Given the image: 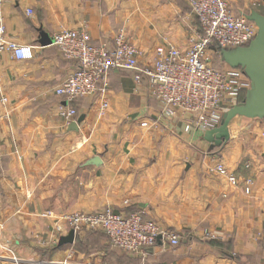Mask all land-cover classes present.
Segmentation results:
<instances>
[{
    "label": "crops",
    "instance_id": "crops-1",
    "mask_svg": "<svg viewBox=\"0 0 264 264\" xmlns=\"http://www.w3.org/2000/svg\"><path fill=\"white\" fill-rule=\"evenodd\" d=\"M231 5L264 14V0ZM4 17L7 37L33 57L0 59V264H264V118L235 117L217 144L168 116L129 70L107 73L105 115L97 95L74 102L76 120L85 115L77 130L58 111L55 88L78 62L51 42L57 33L85 31L113 48L122 30L151 65L160 46L190 48L199 21L189 0H7ZM106 208L144 212L180 243L133 253L82 229L58 246L70 230L60 216Z\"/></svg>",
    "mask_w": 264,
    "mask_h": 264
},
{
    "label": "built area",
    "instance_id": "built-area-1",
    "mask_svg": "<svg viewBox=\"0 0 264 264\" xmlns=\"http://www.w3.org/2000/svg\"><path fill=\"white\" fill-rule=\"evenodd\" d=\"M0 0V59L8 52L16 59L33 57L32 47L18 43L6 35L4 4ZM232 0H189L199 21V30L190 38V48L182 51L172 44L160 46L151 65H140V51L121 30L113 48L92 43L85 31L61 30L53 37L63 55L78 62V68L55 88L61 98L58 111L67 122L75 121L78 111L74 102L79 98L100 97V115L110 107L109 83L106 79L111 70L133 72L135 82L148 80L152 96L159 100L165 113L174 118L179 114L185 119V129L207 131L220 125L223 114L250 87V79L241 68L230 66L216 68L210 53L219 54L223 49L245 47L258 34V26L248 14L236 13ZM32 15V10H28ZM2 97L1 102L5 103ZM217 171L227 175L236 184L234 175L228 174L222 165ZM249 182V181H248ZM50 215V213H46ZM73 228L76 235L82 230H101L111 246L126 252H139L153 248L159 241L177 246L180 237L174 230H167L144 212H115L111 208L84 213L72 212L59 217ZM59 229H62L59 226ZM10 250V248H8ZM12 258L17 261L11 250Z\"/></svg>",
    "mask_w": 264,
    "mask_h": 264
},
{
    "label": "water",
    "instance_id": "water-1",
    "mask_svg": "<svg viewBox=\"0 0 264 264\" xmlns=\"http://www.w3.org/2000/svg\"><path fill=\"white\" fill-rule=\"evenodd\" d=\"M248 18L258 26V34L255 39L245 47L223 49L221 57L230 67L241 68L250 79L251 87L246 92V98L242 103L233 105L223 114L219 126L206 131V138L208 140L215 139L217 144L229 140V124L235 117L264 118V14L253 10L248 14ZM43 41L48 43L46 38ZM84 119L85 115L81 114L77 120L71 123L70 128L77 130L78 124ZM100 163L99 156L93 157L87 162V164L94 165ZM75 239L76 231L71 228L66 234L60 236L58 246L73 244Z\"/></svg>",
    "mask_w": 264,
    "mask_h": 264
},
{
    "label": "rangeland",
    "instance_id": "rangeland-1",
    "mask_svg": "<svg viewBox=\"0 0 264 264\" xmlns=\"http://www.w3.org/2000/svg\"><path fill=\"white\" fill-rule=\"evenodd\" d=\"M233 1V0H232ZM237 3H240L241 0H234ZM235 3V2H234ZM240 5V4H239ZM240 7V6H239ZM234 10V8H233ZM235 11V10H234ZM237 12V11H236ZM240 12V11H239ZM241 13V12H240ZM210 58L212 61V64L218 68V69H223L225 67L226 62L222 59L221 56H219V54H214V53H210ZM99 231V232H98ZM97 233L102 237L104 236V234L102 233L101 230H98Z\"/></svg>",
    "mask_w": 264,
    "mask_h": 264
},
{
    "label": "trees",
    "instance_id": "trees-1",
    "mask_svg": "<svg viewBox=\"0 0 264 264\" xmlns=\"http://www.w3.org/2000/svg\"><path fill=\"white\" fill-rule=\"evenodd\" d=\"M246 98V93H243L242 96L239 98L238 103H242Z\"/></svg>",
    "mask_w": 264,
    "mask_h": 264
}]
</instances>
